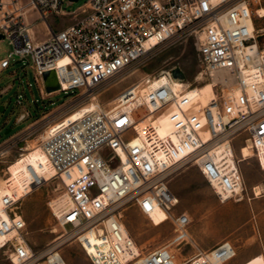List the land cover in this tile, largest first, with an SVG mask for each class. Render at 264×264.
Returning <instances> with one entry per match:
<instances>
[{
  "label": "built area",
  "instance_id": "2783aa9c",
  "mask_svg": "<svg viewBox=\"0 0 264 264\" xmlns=\"http://www.w3.org/2000/svg\"><path fill=\"white\" fill-rule=\"evenodd\" d=\"M64 1L0 0V34L14 47L0 59V72L18 56L32 61L42 98L53 94L46 91L43 73L55 70L60 88L54 93L75 92L89 101L96 94L99 102L94 111L55 125L76 109L70 106L47 125L42 147L49 178L26 163V176L16 188L8 174L0 191V254L9 264H68L60 247L73 241L92 264L230 262L237 251L229 239L189 255L176 251L192 245V218L178 209L169 177L192 165L221 202L241 201L248 191L240 168L244 156L237 150L247 146L264 169V28L257 27L250 1L88 0L72 12L62 8ZM32 11L47 27L44 39L36 37L28 18ZM52 14L74 21L55 30L48 21ZM181 36L196 40L201 61L196 82L213 84L212 99L199 105L186 93L190 83L178 93L170 82L157 84L160 74L174 79L171 67L129 84L108 106L100 103L108 81ZM17 103L22 104L21 95ZM162 117H167L166 127L159 122ZM57 181L68 201L56 210L50 202L49 207L63 231L37 256L21 204ZM128 204L152 221L154 212L163 213L162 224L172 227L167 244L143 249L135 241L124 221Z\"/></svg>",
  "mask_w": 264,
  "mask_h": 264
},
{
  "label": "rangeland",
  "instance_id": "374dc122",
  "mask_svg": "<svg viewBox=\"0 0 264 264\" xmlns=\"http://www.w3.org/2000/svg\"><path fill=\"white\" fill-rule=\"evenodd\" d=\"M86 1L88 0H65L62 8L67 12L76 11ZM249 1L254 12L257 8L264 7V0ZM29 19L33 23L36 37L44 39L48 30L43 19L36 11L30 12ZM255 20L258 28H264V17L255 14ZM48 21L58 30L71 24L74 19L71 16L58 17L52 14ZM260 40L264 41V37ZM13 49L10 39H1L0 59L8 57ZM175 66L181 68L185 76L184 82L192 84L187 93L200 85L196 82V76L201 69V61L193 36H181L134 63L122 75L108 81L104 87L109 89L100 94L98 99L103 106H108L110 100L129 84L147 74L158 75ZM35 77L32 61H21L18 56L11 57L10 66L0 72V151L6 150L0 155V180L8 176L6 169L20 152H25V148L33 143L42 144L45 130L52 118H61L70 106L76 108L57 121L56 125L88 104L87 95H77L75 92H56L42 98ZM18 95H21L22 104L17 103ZM47 111H51L50 116L42 118V114ZM237 153L241 154L239 150ZM242 160L240 168L248 198L241 201L221 202L195 166H182L169 177V184L180 199L178 209L186 210L192 218V245H186L182 250L174 247L179 254L189 255L198 249L208 250L218 242L229 239L235 244L237 251V256L229 264H238L244 260L240 263L242 264L255 256L264 255V190L259 196L254 195L252 190L255 184L264 187V169L260 168L251 153L247 159ZM61 192L62 187L58 181L50 182L22 201L21 211L27 222L28 241L37 256L42 255L63 231L49 207V202ZM123 214L130 234L143 249L167 244L172 236L171 225L168 222L162 224L161 211L152 214V221L140 214L135 206L128 204L123 209ZM60 251L68 264H92L78 242L65 243ZM0 264H9L2 254ZM35 264L46 263L40 260Z\"/></svg>",
  "mask_w": 264,
  "mask_h": 264
},
{
  "label": "bare ground",
  "instance_id": "6f19581e",
  "mask_svg": "<svg viewBox=\"0 0 264 264\" xmlns=\"http://www.w3.org/2000/svg\"><path fill=\"white\" fill-rule=\"evenodd\" d=\"M254 13L260 17H264V7L257 8V10ZM28 18H29V16H28ZM251 22H252L251 27L256 30V26L253 23V20ZM261 31H264V29H262ZM158 78H160V79L157 81V84H159L163 81L170 82L173 90L176 91V93H178L179 91H181L183 89V87L188 85V83H185L183 81L176 80V79H170L168 77H165L164 74L158 75L156 77V79H158ZM52 93H54V92H52ZM186 93H187V90H186ZM188 93H189V95L195 96L198 99L199 105H204L210 99H212L215 95L213 84L210 82L200 84V85L196 86L195 88H193L192 90H189ZM92 96H94V94H92ZM95 99H97V95L95 96ZM95 99L88 101L87 105H84V106L78 108L77 110H75L71 114L70 119H77L81 116L86 115L87 113H89L91 111H94L99 104V102ZM114 99L115 98L110 100V103H112V101ZM159 122H160V124L163 125V127H166L168 125L167 117H162ZM5 151L6 150H1L0 155H3L5 153ZM25 151L26 152L23 154L24 155L23 157H18L15 161L10 163L6 169V173L10 174L9 178H10L12 185L16 188L21 186L22 181H23L24 177L26 176V163L32 164L36 168L37 172L46 178H49L50 174H51V171L48 169L49 168L48 165H46V154L43 150L42 144H39V143L34 144L33 143L30 146L26 147ZM240 153H241L242 157L244 156L243 159H247L249 157L251 151L247 146L244 145L242 147V151H240ZM251 156H252V153H251ZM41 163L43 164L42 166H41ZM7 177H5V178L2 177V180H0V191L2 189H4V187L6 185ZM77 186H79V185H75V187H77ZM252 190H253L254 195L259 196L262 194L264 187L261 184H255L253 186ZM67 201H68L67 195L60 194V195L56 196L55 198H53L52 201H50V205L53 207V209L56 210L58 208L65 206ZM242 264H264V255L261 254V255L255 256V257L247 260L246 262H244Z\"/></svg>",
  "mask_w": 264,
  "mask_h": 264
},
{
  "label": "water",
  "instance_id": "95a60500",
  "mask_svg": "<svg viewBox=\"0 0 264 264\" xmlns=\"http://www.w3.org/2000/svg\"><path fill=\"white\" fill-rule=\"evenodd\" d=\"M74 1H77V0H74ZM3 38H4V36L2 34H0V40ZM171 75L176 80L184 81V79H185V76H184L181 68L178 66H175L171 69ZM43 81H44V84L46 87V91L48 93L55 92V91L59 90V88H60L59 81H58L55 70L45 71L43 73ZM1 109H3V107H1Z\"/></svg>",
  "mask_w": 264,
  "mask_h": 264
},
{
  "label": "crops",
  "instance_id": "0c3cea01",
  "mask_svg": "<svg viewBox=\"0 0 264 264\" xmlns=\"http://www.w3.org/2000/svg\"><path fill=\"white\" fill-rule=\"evenodd\" d=\"M256 198V197H254ZM213 247V246H212ZM248 259V258H247ZM246 260V259H245ZM233 260H231L230 262H232ZM244 260H242L241 262H243ZM230 262L226 263V264H229ZM241 262H239L238 264H240Z\"/></svg>",
  "mask_w": 264,
  "mask_h": 264
}]
</instances>
